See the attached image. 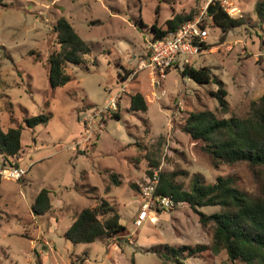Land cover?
Returning <instances> with one entry per match:
<instances>
[{
	"label": "rangeland",
	"instance_id": "obj_1",
	"mask_svg": "<svg viewBox=\"0 0 264 264\" xmlns=\"http://www.w3.org/2000/svg\"><path fill=\"white\" fill-rule=\"evenodd\" d=\"M228 1L0 0L1 127L20 126L25 117L40 113L50 116L46 124L22 129L19 158L29 166L27 175L0 180V264H247L231 261L224 249L180 250L179 259L172 257L171 248L212 244L213 229L200 222V213L212 214L219 206L192 208L180 202L174 210L137 221L138 193L150 177V160L159 162L153 171L174 173L186 189L195 175L205 183L223 175L233 177L241 191H260V179L247 163L215 165L204 143L181 129L192 111L244 117L264 95V17L256 10L264 0ZM215 2L224 11L237 7L231 17L244 20L224 38L208 13ZM205 8L202 23L210 47L180 55L178 66L155 85L148 70L139 68L153 37L150 26L165 28L173 13L192 10L195 19ZM62 16L90 53L84 63L67 64L72 75L67 84L52 87L47 60L59 49L53 27ZM186 64L207 66L221 79L228 91L227 112L215 95L219 84H200L183 75ZM137 91L148 102L146 111L130 108ZM115 95V107L85 119L84 111L103 108ZM43 187L51 192L53 208L35 215L31 207ZM102 199L118 210L126 231L109 241L74 244L66 239L77 212ZM256 264H264V251Z\"/></svg>",
	"mask_w": 264,
	"mask_h": 264
},
{
	"label": "trees",
	"instance_id": "obj_2",
	"mask_svg": "<svg viewBox=\"0 0 264 264\" xmlns=\"http://www.w3.org/2000/svg\"><path fill=\"white\" fill-rule=\"evenodd\" d=\"M256 10L259 17L263 18V1L257 2ZM194 16L193 10L188 13H173L165 21V28L153 23L150 26L153 32L151 40L162 39L169 32H176ZM210 16L222 29V38L244 21L242 18L231 17L217 2ZM141 24L148 27L144 21H141ZM53 33L56 35L59 49L49 55L47 64L50 84L52 87H58L72 79V75L66 70L67 64L84 63L86 55L90 53V47L64 16L55 23ZM195 42L200 50L210 47L206 41L195 40ZM178 64L174 65L178 66ZM181 72L200 84L211 81L218 83L219 87L215 95L219 100L220 109L224 112L228 111L229 104L226 98L228 91L211 68L207 66L196 68L186 64ZM126 73L130 72L127 70ZM120 77L126 79L125 76ZM130 108L134 111L148 109V102L142 92L137 91L130 96ZM113 116L121 117L117 112ZM49 118L50 116L45 113L27 116L22 125L9 127L6 131L0 124V154L4 162L15 161L19 164L18 158L23 147L22 129L24 126L34 128L46 124ZM181 129L193 139L204 143L203 149L211 155L215 165L247 163L254 169L261 186L258 193L249 194L239 190L235 179L231 176L219 175L215 182L205 183L199 175H195L190 187L186 189L177 182L174 173L160 172L157 193L172 196L176 202H186L192 208L220 207L212 214L200 213V222L213 229L212 244L199 245L196 248L186 246V248L183 246V249L171 248L172 257L179 259L180 250L195 253L207 248L214 252L224 249L231 261L241 260L247 264H256L257 258L264 251V95L251 103L250 110L244 117L220 118L212 110L192 111L181 124ZM150 163L153 168L148 174L153 176V170L159 167V162L150 160ZM135 190L139 192L136 186ZM50 193L46 187L39 190L31 207L35 215L46 214L53 208ZM138 194L140 195V192ZM1 219L0 208V221ZM120 219L118 210L107 199H102L97 204L77 212L64 236L74 244L114 240L127 229L121 224ZM165 255L168 257L169 254Z\"/></svg>",
	"mask_w": 264,
	"mask_h": 264
},
{
	"label": "built area",
	"instance_id": "obj_3",
	"mask_svg": "<svg viewBox=\"0 0 264 264\" xmlns=\"http://www.w3.org/2000/svg\"><path fill=\"white\" fill-rule=\"evenodd\" d=\"M228 3V0H222ZM237 7L225 8L227 13L232 16ZM206 8L195 19L189 20L176 32H169L164 38L150 40L147 45V55L141 58L139 62L140 69H146L151 75L155 85L161 84V79L165 77L169 68L175 63L180 62V55H194L200 51L195 40L206 41L208 37V30L202 23V18L206 14ZM189 59L185 58L184 63ZM115 96H112L108 105L99 108V110L92 108L84 111L88 113V117H92L94 113H98L103 109H111L116 106ZM95 109V110H93ZM97 110V111H96ZM29 166H23L15 161L4 162L0 157V180H15L18 181L25 177L28 173ZM160 179V173L154 171L153 176H150L147 181L141 185V204L137 213L138 223L147 220L151 214L158 215L161 213L174 210L180 202L172 196H164L156 192Z\"/></svg>",
	"mask_w": 264,
	"mask_h": 264
},
{
	"label": "crops",
	"instance_id": "obj_4",
	"mask_svg": "<svg viewBox=\"0 0 264 264\" xmlns=\"http://www.w3.org/2000/svg\"><path fill=\"white\" fill-rule=\"evenodd\" d=\"M168 18H170V17H168ZM168 18H166L165 21H166ZM165 21H164V22H165ZM123 67H124V66H123ZM0 157H1V154H0ZM18 162H19L20 164L22 163V158H21V157L18 158ZM0 195L2 196V194H0Z\"/></svg>",
	"mask_w": 264,
	"mask_h": 264
},
{
	"label": "water",
	"instance_id": "obj_5",
	"mask_svg": "<svg viewBox=\"0 0 264 264\" xmlns=\"http://www.w3.org/2000/svg\"><path fill=\"white\" fill-rule=\"evenodd\" d=\"M213 9V4H210L209 8H208V13H211Z\"/></svg>",
	"mask_w": 264,
	"mask_h": 264
}]
</instances>
